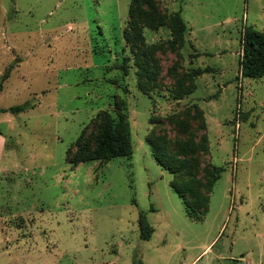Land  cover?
Returning a JSON list of instances; mask_svg holds the SVG:
<instances>
[{
	"label": "rangeland",
	"instance_id": "374dc122",
	"mask_svg": "<svg viewBox=\"0 0 264 264\" xmlns=\"http://www.w3.org/2000/svg\"><path fill=\"white\" fill-rule=\"evenodd\" d=\"M158 1L191 32L177 54L158 53V89L146 95L135 67L126 77L119 69L134 64L124 35L131 0H0V78L11 69L0 93V264H264V78L240 76L242 33L264 32V0ZM144 36L155 45L170 32ZM194 68L212 72L172 100ZM116 96L126 100L132 157L73 166L68 149L84 131L94 142ZM171 118L207 137L201 180L210 164L225 168L201 221L147 143L152 129L173 151L188 139ZM140 212L154 228L148 241Z\"/></svg>",
	"mask_w": 264,
	"mask_h": 264
},
{
	"label": "trees",
	"instance_id": "16d2710c",
	"mask_svg": "<svg viewBox=\"0 0 264 264\" xmlns=\"http://www.w3.org/2000/svg\"><path fill=\"white\" fill-rule=\"evenodd\" d=\"M149 28L157 31L168 29L170 38L164 43L145 45L144 29ZM191 32L180 13H169L164 11L158 0H131L128 13V26L124 35L131 54L134 56V64L130 65L131 58L128 57L119 65L124 76H129L135 67L138 89L151 95V90L158 89V79L162 67L158 58L159 52L170 51L177 54L186 45V35ZM242 55L240 61V76L244 79L259 80L264 78V32L246 27L241 37ZM191 58H197V53ZM183 68V67H182ZM9 69L0 78V93L4 90V84L10 77ZM211 68H194L177 81V85L170 90V98L182 101L193 95L197 90V80L206 73H211ZM125 92L130 93L129 88ZM114 113L102 111L97 117L98 132L92 143L86 138V132L78 139L75 145L67 151L69 163L76 166L78 163H89L94 161H110L115 158L133 155L132 129L127 113L125 99L116 96ZM29 108L28 105L16 106L10 109L12 113H20ZM197 113L194 118H204L198 105L194 106ZM203 120V119H202ZM172 123L185 134H189L186 141L177 144V150L173 151L171 142L166 136L157 134L152 129L147 136V143L151 148L153 157L159 165L169 171L173 180L171 187L183 201L187 214L196 220H203L209 211L210 195L221 179L225 168L210 164L203 171L204 179L200 176V162L196 155L207 150V137L197 141L196 135L190 132V124L183 120H174ZM156 121L152 119V124ZM138 226L141 238L148 241L154 234V228L147 221V214L140 212ZM137 264H141L138 262Z\"/></svg>",
	"mask_w": 264,
	"mask_h": 264
},
{
	"label": "crops",
	"instance_id": "0c3cea01",
	"mask_svg": "<svg viewBox=\"0 0 264 264\" xmlns=\"http://www.w3.org/2000/svg\"><path fill=\"white\" fill-rule=\"evenodd\" d=\"M210 247H211V245L207 248V250L206 251H208L209 249H210Z\"/></svg>",
	"mask_w": 264,
	"mask_h": 264
}]
</instances>
